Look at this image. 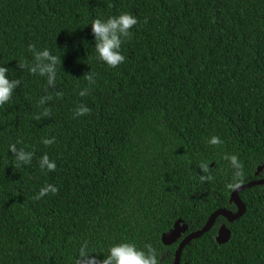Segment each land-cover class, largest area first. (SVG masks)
I'll return each instance as SVG.
<instances>
[{
    "label": "trees",
    "instance_id": "16d2710c",
    "mask_svg": "<svg viewBox=\"0 0 264 264\" xmlns=\"http://www.w3.org/2000/svg\"><path fill=\"white\" fill-rule=\"evenodd\" d=\"M123 13L139 23L111 68L91 24ZM30 44L60 58L54 86L18 67L35 63ZM0 66L21 81L0 107V264H77L85 243L100 261L115 245L151 244L174 264L182 238L218 209L239 210L225 155L243 163L244 184L264 179V0H0ZM80 106L91 112L77 116ZM13 144L31 164H17ZM45 154L55 171L41 169ZM202 162L211 182L199 179ZM49 184L58 194L35 199ZM240 198L245 214L218 217L181 264H264V185ZM179 219L189 230L164 245Z\"/></svg>",
    "mask_w": 264,
    "mask_h": 264
},
{
    "label": "clouds",
    "instance_id": "9594fccd",
    "mask_svg": "<svg viewBox=\"0 0 264 264\" xmlns=\"http://www.w3.org/2000/svg\"><path fill=\"white\" fill-rule=\"evenodd\" d=\"M146 22V21H145ZM139 23L138 19L131 14L123 13L118 17H111L107 21L95 19L92 26V33L95 37V50L99 54V59L105 62L109 67L116 68L125 61V56L121 53V46L126 39H131V29ZM28 51L34 55L35 63L29 66L25 62H19L18 67L30 71L32 74L39 73L41 76L47 77V83L54 86L57 76V65L61 63L60 58L50 53L49 50L37 51L35 44L28 46ZM9 69L0 66V107L8 103L13 96V92L20 85L19 79L11 80L8 77ZM84 78L90 83L94 84L95 79L90 73L85 74ZM87 94V89L80 92L83 97ZM57 96L62 97V92H57ZM51 96L41 98L40 104H45V101L51 100ZM91 109L86 106H80L76 109L77 116L89 114ZM44 117L50 116V110L45 109L43 112ZM36 120H40L41 116L36 115ZM46 146L55 142V138H45L42 141ZM210 145L219 146L224 142L216 136H213L208 141ZM10 152L14 154L17 164L28 165L31 164L33 159L32 152H26L24 149H17L16 145H10ZM224 159L229 161L230 166L233 168L232 182L228 183L226 187L230 190H238L244 184V165L236 155H225ZM41 169L47 171H55L57 165L54 161L50 160L49 156L45 154L39 161ZM198 167L202 170L203 174L199 179L201 183L211 182L214 177L209 174L208 163H200ZM59 189L54 185H46L42 188L35 197L40 199L47 194H58ZM145 250L138 249L135 244L121 243L111 247L109 254L102 261L98 260L95 256L88 252L87 243H85L79 250V260L77 264H160L157 259L156 249L151 244L145 245Z\"/></svg>",
    "mask_w": 264,
    "mask_h": 264
},
{
    "label": "water",
    "instance_id": "95a60500",
    "mask_svg": "<svg viewBox=\"0 0 264 264\" xmlns=\"http://www.w3.org/2000/svg\"><path fill=\"white\" fill-rule=\"evenodd\" d=\"M262 170H263V166L259 167L257 174H259ZM260 185H264V179L263 178L257 179V180H252L246 184H243V186H241L240 189L233 190L232 200L238 206V208H239L238 212L234 213V212L227 210V209H224V208L218 209L211 215V217L209 218V220H208L207 224L204 226V228H202L201 230L192 232V233L188 234L187 236H185L184 238H182V236L187 233V231L189 230V226L187 224H185L182 221V219L177 220L175 222L173 228L170 229L169 231L165 232L162 235V242L166 246H170L182 238L181 242L178 245V249L176 251L174 264H181L182 252H183V249L186 247V245L190 241H192L198 237H201L205 233L209 232L211 230V228L214 226L218 217L224 216L230 222L236 221L240 217H242L246 212V205L241 200L240 193L244 190L253 188L255 186H260ZM230 237H231L230 229L226 225H222L218 231L216 241L218 244H225L229 241Z\"/></svg>",
    "mask_w": 264,
    "mask_h": 264
},
{
    "label": "flooded vegetation",
    "instance_id": "af4514ba",
    "mask_svg": "<svg viewBox=\"0 0 264 264\" xmlns=\"http://www.w3.org/2000/svg\"><path fill=\"white\" fill-rule=\"evenodd\" d=\"M221 226H222V225H221ZM221 226H220V227H221ZM219 229H220V228H219Z\"/></svg>",
    "mask_w": 264,
    "mask_h": 264
}]
</instances>
